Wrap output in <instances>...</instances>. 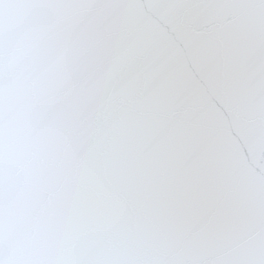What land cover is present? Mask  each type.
I'll list each match as a JSON object with an SVG mask.
<instances>
[{
	"label": "snow or ice",
	"instance_id": "snow-or-ice-1",
	"mask_svg": "<svg viewBox=\"0 0 264 264\" xmlns=\"http://www.w3.org/2000/svg\"><path fill=\"white\" fill-rule=\"evenodd\" d=\"M0 264H264V0H0Z\"/></svg>",
	"mask_w": 264,
	"mask_h": 264
}]
</instances>
